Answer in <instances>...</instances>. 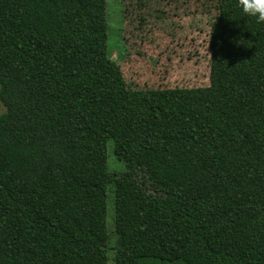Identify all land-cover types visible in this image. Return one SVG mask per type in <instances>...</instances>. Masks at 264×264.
Segmentation results:
<instances>
[{
    "label": "trees",
    "instance_id": "16d2710c",
    "mask_svg": "<svg viewBox=\"0 0 264 264\" xmlns=\"http://www.w3.org/2000/svg\"><path fill=\"white\" fill-rule=\"evenodd\" d=\"M107 32L106 0H0V264H106L109 185L147 264H264V23L218 0L189 89L130 88Z\"/></svg>",
    "mask_w": 264,
    "mask_h": 264
},
{
    "label": "rangeland",
    "instance_id": "374dc122",
    "mask_svg": "<svg viewBox=\"0 0 264 264\" xmlns=\"http://www.w3.org/2000/svg\"><path fill=\"white\" fill-rule=\"evenodd\" d=\"M107 48L132 89L199 88L210 84L209 39L218 0H106ZM4 108L0 104V114ZM107 169L126 167L106 145ZM143 195L116 199L107 188L106 264H147L158 253L143 232Z\"/></svg>",
    "mask_w": 264,
    "mask_h": 264
},
{
    "label": "clouds",
    "instance_id": "9594fccd",
    "mask_svg": "<svg viewBox=\"0 0 264 264\" xmlns=\"http://www.w3.org/2000/svg\"><path fill=\"white\" fill-rule=\"evenodd\" d=\"M237 6L257 24L264 23V0H237Z\"/></svg>",
    "mask_w": 264,
    "mask_h": 264
}]
</instances>
